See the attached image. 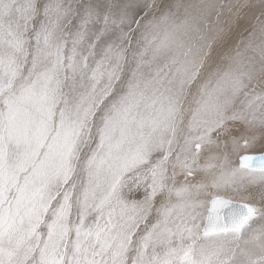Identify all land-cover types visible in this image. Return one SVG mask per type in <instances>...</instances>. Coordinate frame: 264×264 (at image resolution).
Returning <instances> with one entry per match:
<instances>
[{
	"label": "snow or ice",
	"instance_id": "snow-or-ice-1",
	"mask_svg": "<svg viewBox=\"0 0 264 264\" xmlns=\"http://www.w3.org/2000/svg\"><path fill=\"white\" fill-rule=\"evenodd\" d=\"M0 264H264V0H0Z\"/></svg>",
	"mask_w": 264,
	"mask_h": 264
}]
</instances>
